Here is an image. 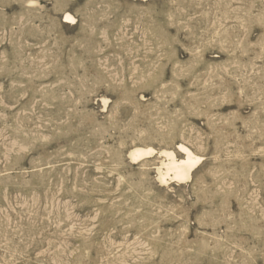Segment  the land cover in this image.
<instances>
[{
    "label": "rangeland",
    "instance_id": "obj_1",
    "mask_svg": "<svg viewBox=\"0 0 264 264\" xmlns=\"http://www.w3.org/2000/svg\"><path fill=\"white\" fill-rule=\"evenodd\" d=\"M0 264H264V0H0Z\"/></svg>",
    "mask_w": 264,
    "mask_h": 264
},
{
    "label": "bare ground",
    "instance_id": "obj_2",
    "mask_svg": "<svg viewBox=\"0 0 264 264\" xmlns=\"http://www.w3.org/2000/svg\"><path fill=\"white\" fill-rule=\"evenodd\" d=\"M70 14L64 16V22H70ZM179 150L184 154L182 158H177L175 152L170 149H163L160 154L165 156L161 164L157 167L158 176L161 182L166 183L169 180L183 181L190 178L192 168L198 162L192 151L183 144H179ZM154 152L151 147H135L130 151V156L134 162H137Z\"/></svg>",
    "mask_w": 264,
    "mask_h": 264
}]
</instances>
